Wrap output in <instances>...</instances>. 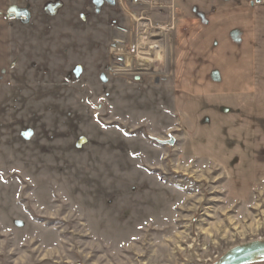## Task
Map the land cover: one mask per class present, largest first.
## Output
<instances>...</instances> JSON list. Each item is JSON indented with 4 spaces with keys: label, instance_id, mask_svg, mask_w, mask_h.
Segmentation results:
<instances>
[{
    "label": "rangeland",
    "instance_id": "obj_1",
    "mask_svg": "<svg viewBox=\"0 0 264 264\" xmlns=\"http://www.w3.org/2000/svg\"><path fill=\"white\" fill-rule=\"evenodd\" d=\"M12 1L0 264H212L264 239V179L242 188L210 112L176 110L166 0Z\"/></svg>",
    "mask_w": 264,
    "mask_h": 264
},
{
    "label": "crops",
    "instance_id": "obj_2",
    "mask_svg": "<svg viewBox=\"0 0 264 264\" xmlns=\"http://www.w3.org/2000/svg\"><path fill=\"white\" fill-rule=\"evenodd\" d=\"M165 3L167 13L175 15L167 86L176 110L210 112L202 126L208 132L213 127L218 134L213 149L218 144L219 163L214 161L222 168L227 162L242 188L264 179V4L256 0ZM12 5V0H0V85L9 81L12 69ZM191 121H181L184 143L197 128ZM205 130L196 136L198 142L206 140Z\"/></svg>",
    "mask_w": 264,
    "mask_h": 264
},
{
    "label": "water",
    "instance_id": "obj_3",
    "mask_svg": "<svg viewBox=\"0 0 264 264\" xmlns=\"http://www.w3.org/2000/svg\"><path fill=\"white\" fill-rule=\"evenodd\" d=\"M170 144L173 140L169 141ZM264 263V239L237 245L212 264H256Z\"/></svg>",
    "mask_w": 264,
    "mask_h": 264
},
{
    "label": "built area",
    "instance_id": "obj_4",
    "mask_svg": "<svg viewBox=\"0 0 264 264\" xmlns=\"http://www.w3.org/2000/svg\"><path fill=\"white\" fill-rule=\"evenodd\" d=\"M256 1L264 4V0H256ZM138 47H139L138 44L134 43V44L128 45L126 47L122 46V48L119 49L120 53L118 54V57H121V61H120L121 63H119L118 68H124L128 64L130 65V63H131L130 58L133 54L134 55L137 54ZM114 65H117V64H114Z\"/></svg>",
    "mask_w": 264,
    "mask_h": 264
}]
</instances>
